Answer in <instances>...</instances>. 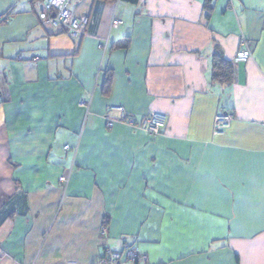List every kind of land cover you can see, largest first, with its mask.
<instances>
[{
  "label": "crops",
  "instance_id": "0c3cea01",
  "mask_svg": "<svg viewBox=\"0 0 264 264\" xmlns=\"http://www.w3.org/2000/svg\"><path fill=\"white\" fill-rule=\"evenodd\" d=\"M206 2L73 0L89 24L69 36L47 0H0V264H129L126 245L146 264H264V0ZM115 106L167 126L109 129Z\"/></svg>",
  "mask_w": 264,
  "mask_h": 264
},
{
  "label": "built area",
  "instance_id": "2783aa9c",
  "mask_svg": "<svg viewBox=\"0 0 264 264\" xmlns=\"http://www.w3.org/2000/svg\"><path fill=\"white\" fill-rule=\"evenodd\" d=\"M73 0H47V9L54 13L49 20L50 24L55 28H60L69 36H85L89 24V17L82 15L75 17L70 9ZM122 0H115L116 3ZM11 13L0 15V24L9 23ZM124 24L123 20L114 16L112 28H119ZM251 58V51H240L237 53L236 62L247 61ZM107 126L112 129L115 123H123L129 127L140 129L153 136L159 135L167 126V116L162 113L153 112L147 115L140 123L135 121L133 117L127 114L123 107H111L107 113ZM235 115L232 112H221L215 117L214 136H225L231 130ZM66 146L65 149H68ZM68 175L60 178L61 182L68 181ZM126 261L129 264H146L147 257L141 254L135 247L126 245L124 249ZM123 253L108 252L98 264H123Z\"/></svg>",
  "mask_w": 264,
  "mask_h": 264
},
{
  "label": "trees",
  "instance_id": "16d2710c",
  "mask_svg": "<svg viewBox=\"0 0 264 264\" xmlns=\"http://www.w3.org/2000/svg\"><path fill=\"white\" fill-rule=\"evenodd\" d=\"M105 1H113V0H105ZM131 3H137L138 0H124ZM205 7L208 12L212 10L211 0H207ZM209 16V15H208ZM213 67H212V82L216 84H220L222 86H230L233 82L234 78V66L231 62L227 61L221 50L216 47L215 53L213 55ZM113 74L107 73V78L105 80L104 88L105 91H109L112 86ZM109 218L104 222V226L109 224Z\"/></svg>",
  "mask_w": 264,
  "mask_h": 264
}]
</instances>
